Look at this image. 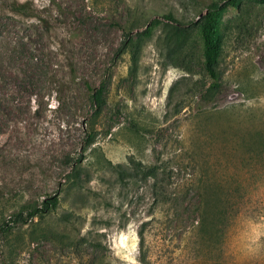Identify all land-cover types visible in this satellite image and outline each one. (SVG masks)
<instances>
[{"label":"rangeland","instance_id":"obj_1","mask_svg":"<svg viewBox=\"0 0 264 264\" xmlns=\"http://www.w3.org/2000/svg\"><path fill=\"white\" fill-rule=\"evenodd\" d=\"M208 1L0 0L6 264H264V3L224 7L212 92ZM173 26L188 35L170 50Z\"/></svg>","mask_w":264,"mask_h":264},{"label":"trees","instance_id":"obj_2","mask_svg":"<svg viewBox=\"0 0 264 264\" xmlns=\"http://www.w3.org/2000/svg\"><path fill=\"white\" fill-rule=\"evenodd\" d=\"M258 3H264V0H252ZM236 0H209L205 12L200 15L197 27L199 36L202 42V57H203V66L206 75L210 79V84L208 89L212 92H216L220 89L221 83L218 73V57H219V21L222 14V11L226 4H235ZM23 5L15 4L12 7L14 12H23L24 11ZM166 20L169 22H176V20L170 15H164ZM148 32V31H146ZM187 31L181 29L180 27L173 26V29L168 31L165 37V44L168 45L167 47L170 50L180 49L183 47L184 39L187 37ZM87 89L89 90V101L91 107L93 109V115L98 116L100 113V108L105 103L104 99V85L100 83L98 86H91L88 82H86ZM89 133L86 134V144L89 143ZM133 174L137 175H146L148 172H152V169L145 168L143 169L142 166L132 164ZM75 167L73 166V170ZM116 173L120 178L123 179V175L120 170H117ZM57 204V197L52 195L50 197L43 198L38 205H35L31 209L25 211L20 209L19 211L13 214L11 219L12 224L15 223H25L26 221L30 220L31 218L37 216L38 214H45L53 209ZM8 223L4 222L0 225V239L6 234L8 230ZM2 245L0 243V255H1V264H6L5 258H3L2 254Z\"/></svg>","mask_w":264,"mask_h":264}]
</instances>
